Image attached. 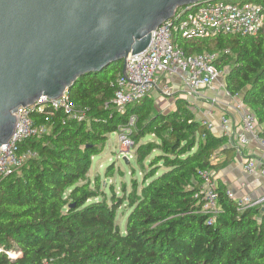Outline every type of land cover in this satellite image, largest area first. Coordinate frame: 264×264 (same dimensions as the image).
I'll return each mask as SVG.
<instances>
[{
	"label": "trees",
	"instance_id": "16d2710c",
	"mask_svg": "<svg viewBox=\"0 0 264 264\" xmlns=\"http://www.w3.org/2000/svg\"><path fill=\"white\" fill-rule=\"evenodd\" d=\"M180 45L188 54L220 52V69L231 64L226 89L256 115L264 138V27L257 36L221 34ZM122 74L118 61L78 78L69 95L84 121L45 105L32 109L36 123L51 129L39 139H22L18 153L36 156L0 178V264H264L263 207L240 210L218 184V211L203 209L201 172L228 165L237 145L207 129L184 98L169 112L154 110L149 95L117 107L115 82ZM114 132L133 142L146 175L140 191L135 183L133 192L112 194L109 203L101 178L89 172ZM152 135L157 141L140 143ZM153 150L159 154L147 168ZM220 154L227 159L215 164ZM125 202L132 210L123 233L116 218ZM6 251L19 255L12 259Z\"/></svg>",
	"mask_w": 264,
	"mask_h": 264
},
{
	"label": "water",
	"instance_id": "95a60500",
	"mask_svg": "<svg viewBox=\"0 0 264 264\" xmlns=\"http://www.w3.org/2000/svg\"><path fill=\"white\" fill-rule=\"evenodd\" d=\"M205 1L0 0V146L12 138L20 106L51 104L113 62L123 61L125 75L153 30Z\"/></svg>",
	"mask_w": 264,
	"mask_h": 264
},
{
	"label": "built area",
	"instance_id": "2783aa9c",
	"mask_svg": "<svg viewBox=\"0 0 264 264\" xmlns=\"http://www.w3.org/2000/svg\"><path fill=\"white\" fill-rule=\"evenodd\" d=\"M263 27L264 3L252 0H207L188 11L186 7H181L174 18L163 22L151 32V42L147 49L128 57L126 74L116 79L113 102L117 107L122 108L140 101L159 88L161 81L162 93L168 96L173 95V77L179 79L186 92L194 97H201L202 89L212 88L221 80L223 74L222 69L219 68L221 53L205 51L188 54L180 45V41L211 38L221 34L257 36ZM216 101L213 99V102ZM42 105L53 111H63L69 119L76 121L86 119L85 113L75 108L69 91H65L51 104L36 103L29 107L20 106L16 112L17 124L13 136L8 143L0 146L1 179L20 169L28 158L36 156V153L31 150L23 154L18 153L17 145L22 139H39L50 132L47 124H37L32 116V109ZM238 109L241 111L242 130L237 135L234 133L231 118L225 111L221 113L219 124L208 118H204L203 122L207 129L214 130L218 127L223 135L229 137L230 143H235L238 148L246 145L250 137L264 147V138L259 133L260 126L256 115L241 102L238 104ZM135 121L136 118L131 117L129 125H134ZM121 130L124 132L127 128L123 127ZM235 136L236 139L232 142ZM122 140L125 144L133 145V142L124 135ZM131 145L123 154L128 156ZM243 168L249 174L256 171L264 174V167L253 158H247L243 162ZM201 175L206 196L203 209L208 214H215L219 209V193L216 190L215 177L211 170H204ZM227 195L236 201L240 210L264 206V195L237 196L231 190L227 191ZM212 220L213 218L209 219V221ZM1 251L3 249L0 248ZM6 253L12 259L19 255V252L6 251Z\"/></svg>",
	"mask_w": 264,
	"mask_h": 264
},
{
	"label": "crops",
	"instance_id": "0c3cea01",
	"mask_svg": "<svg viewBox=\"0 0 264 264\" xmlns=\"http://www.w3.org/2000/svg\"><path fill=\"white\" fill-rule=\"evenodd\" d=\"M161 85L162 81L159 84V88L155 89L152 93L163 94L160 89ZM172 85L174 87V94L177 95V98H181L179 95L186 91L182 88L183 85L177 77H173ZM213 99H216L217 101L213 102ZM187 101L190 103L194 112H197L200 119L205 117L216 124H219L221 113L225 111L231 118L234 133L237 135L241 132V111L238 109V104L240 102L243 103L242 97L232 96L228 90L223 88L220 81L215 83L212 88L202 89L201 97L192 96ZM213 133L216 135H223L218 127L213 130ZM235 139L236 136L232 139V142H234ZM230 156L232 157V160L228 165L212 170L216 186L218 184H224L227 187V190L233 191L237 196H263L264 174L260 171H256L253 174L247 173L243 168V162L247 158H253L260 166L264 167V147H262L258 141L250 137L249 142L246 145L239 148L237 146V150H235ZM213 159L215 164L222 163L227 159V156L220 154ZM214 171H216V173H214Z\"/></svg>",
	"mask_w": 264,
	"mask_h": 264
},
{
	"label": "rangeland",
	"instance_id": "374dc122",
	"mask_svg": "<svg viewBox=\"0 0 264 264\" xmlns=\"http://www.w3.org/2000/svg\"><path fill=\"white\" fill-rule=\"evenodd\" d=\"M230 66L231 64L225 65L222 69L223 74L220 82L225 90H227L226 76L230 71ZM182 88L184 89L183 86ZM179 96L181 98L184 97L186 100H189L192 97L189 93L186 92L181 93ZM176 98V94L168 96L161 93H152L151 95H149V100H152L154 110L159 112L172 111L175 107ZM196 117L200 119V117L197 115V112ZM122 136L123 135L119 132L110 134L108 144L105 147L104 151L101 154L92 157V164L89 172L90 177L99 176L101 178V181L103 182V190L105 191L109 203L111 201L112 194L122 197L133 192L135 183H137V191H140L146 175V171L136 162L137 156L135 154L134 146L131 144H125L122 140ZM155 141H157V138L152 135L143 138L140 143L148 144ZM130 145L131 148H129L130 153L128 154V157L124 156L123 153L128 149V146ZM158 154L159 150H153L145 158L144 163L147 168L148 162ZM125 159H128V161L132 163L133 169L125 163ZM110 168H114L115 171L112 175L106 176V173L108 171H111ZM214 173H216V171H214ZM101 199H103V197L95 198L92 200L94 201ZM131 210L132 209L130 208V204L128 202H125L117 211L116 223L119 225L123 233L126 231L127 219Z\"/></svg>",
	"mask_w": 264,
	"mask_h": 264
},
{
	"label": "bare ground",
	"instance_id": "6f19581e",
	"mask_svg": "<svg viewBox=\"0 0 264 264\" xmlns=\"http://www.w3.org/2000/svg\"><path fill=\"white\" fill-rule=\"evenodd\" d=\"M126 128L128 129V126H126Z\"/></svg>",
	"mask_w": 264,
	"mask_h": 264
}]
</instances>
